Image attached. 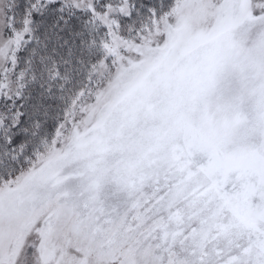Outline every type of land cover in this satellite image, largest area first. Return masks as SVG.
<instances>
[{"label":"snow or ice","instance_id":"1","mask_svg":"<svg viewBox=\"0 0 264 264\" xmlns=\"http://www.w3.org/2000/svg\"><path fill=\"white\" fill-rule=\"evenodd\" d=\"M0 264H264V0H0Z\"/></svg>","mask_w":264,"mask_h":264}]
</instances>
